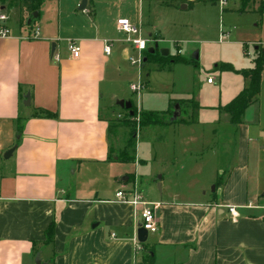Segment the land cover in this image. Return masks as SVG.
I'll return each instance as SVG.
<instances>
[{
  "label": "crops",
  "instance_id": "0c3cea01",
  "mask_svg": "<svg viewBox=\"0 0 264 264\" xmlns=\"http://www.w3.org/2000/svg\"><path fill=\"white\" fill-rule=\"evenodd\" d=\"M259 1L239 12L241 0H225L224 6L210 0H87L84 11L82 0H45L31 24L39 29L36 38L29 37L25 9L13 17L0 6V16L9 18L0 28L10 31L0 39V264H264V63L258 101L234 126L219 108L243 90L245 80L218 65L205 72L201 43L176 37L194 29L208 34L217 24L214 44L228 45L236 28L224 26V19L255 12ZM160 14L166 19L157 20ZM118 19L140 26L152 48L180 50L198 63L196 70L181 64L155 70L172 75L171 89L178 69L188 76L186 92L168 95L163 111L187 102L194 87L199 110L195 123L150 127L166 135L150 142L156 152L147 161L136 147L134 163L109 159H116L109 119L118 102L128 100L122 88L130 90L133 74ZM223 32L228 37L220 43ZM70 41L79 47L78 58L67 51ZM236 44L264 50L261 42ZM179 112L177 119L190 121V109ZM150 162L160 165L161 193L145 200L158 205L159 230L137 249L136 209L117 203L115 194L139 189V170ZM226 206L237 209V220H230Z\"/></svg>",
  "mask_w": 264,
  "mask_h": 264
},
{
  "label": "rangeland",
  "instance_id": "374dc122",
  "mask_svg": "<svg viewBox=\"0 0 264 264\" xmlns=\"http://www.w3.org/2000/svg\"><path fill=\"white\" fill-rule=\"evenodd\" d=\"M231 1V0H230ZM233 2L229 4L231 7ZM4 5H6V14H11L13 17L18 15L20 10V6L17 1L7 0ZM242 5V4H241ZM247 5H252V0L245 2V8ZM255 5L257 2L255 1ZM19 6V7H18ZM244 8V9H245ZM258 8V6H257ZM254 10L246 15H242L241 17L230 16L224 19L223 24L226 27H235L236 31L233 33L232 39L230 40V44L228 45H220L214 44L217 41V24H213V27L208 34L201 33L197 30L187 31L183 36H176L181 40L188 41H197L201 43V54H200V67L207 73H210L214 69L215 65H220L221 63H228L231 65H243L244 67L254 66V60L256 58L257 51L254 50V46L243 44V48L240 45L236 44L239 39L243 41H247L250 43L253 42H261L262 48H264V16H259ZM186 14H189L185 12ZM166 19L165 16L159 15L157 20L163 21ZM187 24L190 25L192 21V17H188L186 19ZM246 50L251 54L250 58H247L245 53ZM258 50H261L260 48ZM147 54L149 55L152 51V44L149 43L147 48ZM164 51V52H163ZM178 55L183 58L181 55L177 53L176 50L168 52V50H158V55L160 56H173ZM159 56V57H160ZM149 57V56H148ZM130 65V64H129ZM133 70V74H131L129 82L136 85L139 81L143 83V90L140 92V97L135 93H132L128 87L122 88L128 96L129 102H131L132 107L136 108V116L135 118L129 117V114L125 112L123 109L116 107L113 114L109 119V134L111 145L113 148V154L115 156H123L122 152L125 155H130L133 150H137V155L141 157L143 161H147L152 158L156 152V147L150 142H153L155 138L163 137L166 135V130L157 131V129H152L150 127H144L140 125V110L137 108H141L144 111H163L165 109V102L168 98V95L172 94L173 97H181L187 89L188 85V76L187 71L184 69H178L174 82L175 88L171 89L172 86V75L167 72H159L155 70L166 69V67L157 66L153 64H147L144 68L141 69V78L138 73L139 69L137 67L130 66ZM148 82V89L145 90V83ZM191 97L189 98V100ZM187 100V101H189ZM182 109L187 110L190 109L191 104L188 102H182ZM141 106V107H140ZM147 112V111H146ZM168 118H165L167 121ZM135 133V138L131 139V134ZM155 132V133H153ZM159 132V133H158ZM129 140L133 141V146H129ZM158 163H148L147 166H143L140 168V176L139 180H141L140 185V193L145 199L147 194H159L161 193V187L158 188L157 177L159 176ZM150 236L148 237V241L150 240Z\"/></svg>",
  "mask_w": 264,
  "mask_h": 264
},
{
  "label": "trees",
  "instance_id": "16d2710c",
  "mask_svg": "<svg viewBox=\"0 0 264 264\" xmlns=\"http://www.w3.org/2000/svg\"><path fill=\"white\" fill-rule=\"evenodd\" d=\"M7 0H0V6H3L4 3ZM12 1H17L18 5L20 6V10L18 12V15L22 11V9H25L30 18V23L27 25H31L34 20L37 19L38 17V12L39 9L42 5V3L45 0H12ZM251 0H241L242 8L239 12H243L245 2H248ZM211 3H216L218 0H210ZM189 7H191L193 4L188 3L187 4ZM18 6V7H19ZM34 13H37V16L34 18L33 15ZM256 13L259 16L264 15V0H260L258 4V8L256 10ZM17 15V16H18ZM156 44H153V51L148 55L147 51L143 53V57L146 58V62L143 65V68L147 64H153L157 66H162V67H169L171 65H190L193 67V69H198V63L196 59H184L179 57L178 55H173V56H160L158 55V47H155ZM256 58L254 60V66L251 69H243V70H235L232 65L230 64H223L221 63L218 66V71L220 72H231L234 74H239L243 77V79L246 82L245 87L243 90L233 99L231 100L227 105H225L223 108H219L220 111L226 113L229 118H230V123L234 126H237L241 123V119L246 111V109L256 103L258 101V96H259V91H260V82H261V73H262V68H263V63H264V50H256ZM246 55V52H244ZM149 56V57H148ZM160 56V57H159ZM163 70V69H161ZM197 94V89L196 87L193 88L191 92V99L187 101L189 104H191L190 111H191V119L189 122H186L184 120H180L174 117V109L173 107L178 104L179 107L182 106L181 101H176L170 109L162 112H152V111H139L141 120H140V125L144 127H159V128H164L168 127L170 125H175V124H192L197 121V116H198V104L195 101V96ZM133 115L129 116L131 118H135L136 116V108L132 107ZM128 113V112H127ZM44 117L46 118H53L54 115L43 111L41 113ZM168 118L167 121H165V118ZM135 133L133 132L131 134V139L135 138ZM21 137V128L20 126H17L16 130V139H17V144L20 141ZM135 144V143H134ZM133 141L129 140L128 145L133 146L134 148ZM123 156H116V159L109 158L110 160H114L117 162L121 163H134L135 162V150L132 151L130 155H125L124 152H122ZM54 222H52L47 230L45 231V243L50 244L53 241L54 237ZM144 246V244H142ZM152 250H148L147 256L148 260H152Z\"/></svg>",
  "mask_w": 264,
  "mask_h": 264
},
{
  "label": "built area",
  "instance_id": "2783aa9c",
  "mask_svg": "<svg viewBox=\"0 0 264 264\" xmlns=\"http://www.w3.org/2000/svg\"><path fill=\"white\" fill-rule=\"evenodd\" d=\"M220 6L225 5V0H218ZM85 10V9H84ZM83 10V11H84ZM8 16L1 15L0 22L8 21ZM118 32L122 35V41L127 45L132 55L129 57L128 62L131 66L137 67L139 69L138 73L141 78V69L143 68V53L147 50L149 43L153 41L148 37H145L142 33L140 26L132 23L128 19H118L117 22ZM29 30V37L36 38L39 33V29L36 26L27 25ZM10 31L9 29L2 27L0 28V39L9 38ZM228 37V34L221 33L219 36V42L222 43ZM67 51L73 58L79 57V47L76 42H68ZM111 52V46L109 42H104L103 45V54L109 56ZM177 53L180 54V50H177ZM58 55H54V59L58 60ZM207 83H212V79L209 78ZM143 83L139 81L136 85L132 84L130 86V91L135 93L138 97L140 92L143 90ZM115 201L117 203L130 205L134 209L139 217L140 227L147 232V236L156 234L159 230L158 220H157V209L158 205L147 202L140 190L136 187L131 188L130 190H119L115 194ZM229 218L231 221H235L239 218V213L237 209L233 206H226ZM113 238L114 235H111ZM140 244L136 241V247L139 249Z\"/></svg>",
  "mask_w": 264,
  "mask_h": 264
},
{
  "label": "water",
  "instance_id": "95a60500",
  "mask_svg": "<svg viewBox=\"0 0 264 264\" xmlns=\"http://www.w3.org/2000/svg\"><path fill=\"white\" fill-rule=\"evenodd\" d=\"M87 0H82L81 5L79 7L80 11H83L85 9ZM182 9H185V6L181 7ZM37 16V13H34L33 17L35 18ZM146 62V58L143 59V64H145ZM118 105L121 109H123L125 112H128L129 116L133 115V111H132V104L129 101H119ZM180 112H179V105L176 104L174 106V117L177 118L179 117ZM158 188H160V186H158ZM213 190V188H212ZM148 236H147V232L145 230H143L140 225H138V229L136 231V240L139 244H145L147 242ZM35 264H40L39 260H36Z\"/></svg>",
  "mask_w": 264,
  "mask_h": 264
}]
</instances>
